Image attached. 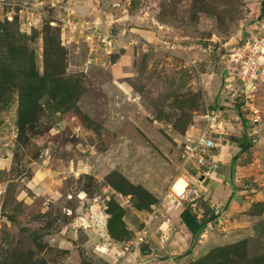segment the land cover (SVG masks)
<instances>
[{
	"label": "rangeland",
	"instance_id": "374dc122",
	"mask_svg": "<svg viewBox=\"0 0 264 264\" xmlns=\"http://www.w3.org/2000/svg\"><path fill=\"white\" fill-rule=\"evenodd\" d=\"M263 15L262 0H0V264H264V80L256 123L223 89ZM211 108L216 146L182 164ZM185 206L206 221L194 236Z\"/></svg>",
	"mask_w": 264,
	"mask_h": 264
},
{
	"label": "built area",
	"instance_id": "2783aa9c",
	"mask_svg": "<svg viewBox=\"0 0 264 264\" xmlns=\"http://www.w3.org/2000/svg\"><path fill=\"white\" fill-rule=\"evenodd\" d=\"M263 9H264V0ZM255 32L243 39L238 45L233 48L230 53V60L234 63L233 72L226 77L224 84V96L231 90L240 89L245 98V105L249 108L250 119L252 122L259 121V109L252 103H248V98H251L255 82L257 80H264V16L257 20V28ZM217 112L214 108L209 109L204 115L205 126L199 129L195 134H188L181 143L180 157L182 164L194 163L199 167L203 164L207 152L216 146L215 137L208 132V128L216 125ZM188 182L184 180L183 176H176L170 186L169 193L177 198L183 195L187 188ZM155 215V209L152 208L148 214V219ZM135 233L133 239L125 245V249L137 245L145 239L146 223Z\"/></svg>",
	"mask_w": 264,
	"mask_h": 264
},
{
	"label": "trees",
	"instance_id": "16d2710c",
	"mask_svg": "<svg viewBox=\"0 0 264 264\" xmlns=\"http://www.w3.org/2000/svg\"><path fill=\"white\" fill-rule=\"evenodd\" d=\"M242 136H244V132ZM244 146L245 144L240 145L239 150L244 148ZM233 163H234V157L232 156L230 159V163H229L231 178H232V172H233ZM231 182H232V179H231ZM237 185L242 186L243 182H238ZM178 216H179L181 223L183 224L187 232L190 234V236H194L198 231H200L206 225V221L199 220L198 216L195 214V212L191 210L189 206L183 207L181 211L179 212Z\"/></svg>",
	"mask_w": 264,
	"mask_h": 264
},
{
	"label": "crops",
	"instance_id": "0c3cea01",
	"mask_svg": "<svg viewBox=\"0 0 264 264\" xmlns=\"http://www.w3.org/2000/svg\"><path fill=\"white\" fill-rule=\"evenodd\" d=\"M178 215H179V214H178ZM178 217H179V216H178ZM179 221H180V219H179ZM180 225L183 226V224L181 223V221H180ZM160 226H162V223L160 224ZM182 228H183L184 230H186L184 226H183ZM186 231H187V230H186ZM147 264H159V263H156V262H147Z\"/></svg>",
	"mask_w": 264,
	"mask_h": 264
},
{
	"label": "water",
	"instance_id": "95a60500",
	"mask_svg": "<svg viewBox=\"0 0 264 264\" xmlns=\"http://www.w3.org/2000/svg\"><path fill=\"white\" fill-rule=\"evenodd\" d=\"M228 200H229V197H227V199H226V201H225V203L223 205V209H226V205H227Z\"/></svg>",
	"mask_w": 264,
	"mask_h": 264
}]
</instances>
